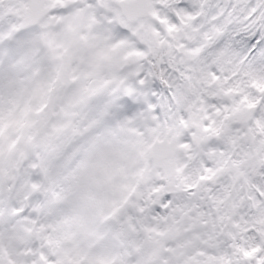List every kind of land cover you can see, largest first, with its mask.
Wrapping results in <instances>:
<instances>
[{
    "label": "snow or ice",
    "instance_id": "6c2138e0",
    "mask_svg": "<svg viewBox=\"0 0 264 264\" xmlns=\"http://www.w3.org/2000/svg\"><path fill=\"white\" fill-rule=\"evenodd\" d=\"M0 264H264V0H0Z\"/></svg>",
    "mask_w": 264,
    "mask_h": 264
}]
</instances>
